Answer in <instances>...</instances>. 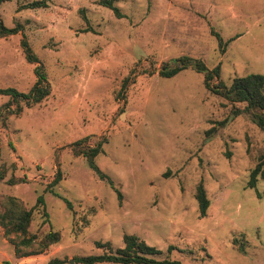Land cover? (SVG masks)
Returning a JSON list of instances; mask_svg holds the SVG:
<instances>
[{
  "label": "rangeland",
  "instance_id": "1",
  "mask_svg": "<svg viewBox=\"0 0 264 264\" xmlns=\"http://www.w3.org/2000/svg\"><path fill=\"white\" fill-rule=\"evenodd\" d=\"M35 1L44 3L30 7ZM113 4L119 16L99 0L0 3L2 23L20 28L0 37V88L27 92L36 80L22 35L50 88L32 106L0 94V200L12 195L33 208L35 248L49 230L60 234L44 252L19 257L0 226V264H82L74 258L103 252L96 242L115 249L125 234L182 264H264V175L248 186L264 131L245 113L232 116V103L205 87L202 72L158 73L188 55L219 66L213 82L225 86L264 75V0ZM98 142L94 163L120 199L82 153ZM199 183L209 201L204 216ZM38 196L44 204L35 207Z\"/></svg>",
  "mask_w": 264,
  "mask_h": 264
},
{
  "label": "trees",
  "instance_id": "2",
  "mask_svg": "<svg viewBox=\"0 0 264 264\" xmlns=\"http://www.w3.org/2000/svg\"><path fill=\"white\" fill-rule=\"evenodd\" d=\"M4 0H0V3ZM99 2L105 6L110 7L116 16H119V9L113 4V0H99ZM44 1H35L29 4L30 7L40 6ZM20 31L18 26L6 27L0 20V37L11 35ZM215 33V32H214ZM220 51L224 50L226 42H223L219 34ZM21 45L23 47L25 57L27 61L35 63L34 73L36 80L31 88L27 92L19 91L13 87L0 88V94L8 95L13 101L24 102L27 106H32L38 102H41L50 93V88L47 83L46 74L43 70V64L38 56L32 51L29 46L25 35H22ZM192 67L195 70L204 74V85L213 94L219 95L232 103L231 113L232 116H237L241 113L247 114L250 119L255 123L262 131H264V75L253 73L242 77H236L232 80L230 86H225L222 81L213 82L214 79L219 78V66L213 69L207 68L205 63L199 58H193L188 55H183L173 61L164 62L161 64L158 73L161 76H173L178 71ZM129 77H125L122 82V89L129 82ZM236 103H242V107H236ZM228 121V118L220 121L221 125H224ZM87 137H83L79 141H86ZM102 143L98 142L95 146L87 148L86 151H82L87 159L89 165L93 168L96 174L106 180L111 187H113L120 199V191L114 187L111 178L103 173L97 165L94 163V157L102 151ZM264 156L260 158L255 168L250 172L248 186L254 187L259 174L264 175ZM2 174L0 178L2 179ZM60 173L57 172L55 179L52 181V185L56 184L60 180ZM200 216L206 214V210L209 205L208 198L204 187L199 183L196 187L195 194ZM66 205L71 208L72 204L66 200ZM44 199L42 196H38L35 207L43 205ZM44 207V206H43ZM33 208H27L21 199L12 195L3 196L0 200V226L3 228V233L8 236L11 242H14V253L16 256L24 257L29 255L38 254L44 252L50 245L59 241L60 234L58 231L49 230L45 233L36 243L37 247H34L36 241L35 234H29V225L32 220ZM17 237L18 240L12 238ZM98 248H102L103 252L99 254H92L86 256H79L74 258V262L82 264H97V263H118V264H182L178 260H172L168 258L159 259L158 255L161 254V250L147 244L145 241L137 238L133 234H125L123 236V246L113 249L109 242H96ZM242 249V247H241ZM60 259H51L48 264H58Z\"/></svg>",
  "mask_w": 264,
  "mask_h": 264
},
{
  "label": "water",
  "instance_id": "3",
  "mask_svg": "<svg viewBox=\"0 0 264 264\" xmlns=\"http://www.w3.org/2000/svg\"><path fill=\"white\" fill-rule=\"evenodd\" d=\"M71 262H73V260H71Z\"/></svg>",
  "mask_w": 264,
  "mask_h": 264
}]
</instances>
